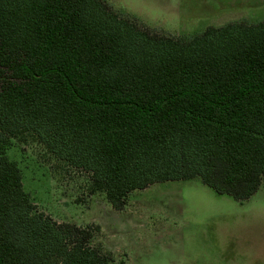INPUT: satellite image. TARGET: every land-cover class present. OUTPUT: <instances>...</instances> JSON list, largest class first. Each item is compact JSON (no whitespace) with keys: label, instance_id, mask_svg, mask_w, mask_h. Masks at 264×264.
Wrapping results in <instances>:
<instances>
[{"label":"trees","instance_id":"1","mask_svg":"<svg viewBox=\"0 0 264 264\" xmlns=\"http://www.w3.org/2000/svg\"><path fill=\"white\" fill-rule=\"evenodd\" d=\"M28 136L117 211L193 177L246 200L264 181V19L173 36L106 0H0V264H126L91 245L98 225L36 211L7 156Z\"/></svg>","mask_w":264,"mask_h":264},{"label":"rangeland","instance_id":"2","mask_svg":"<svg viewBox=\"0 0 264 264\" xmlns=\"http://www.w3.org/2000/svg\"><path fill=\"white\" fill-rule=\"evenodd\" d=\"M125 16L173 36L264 19V0H106ZM24 189L57 222L99 226L91 245L126 264H264V181L248 199L217 194L199 177L158 182L114 210L91 192L89 173L67 165L32 136L13 139Z\"/></svg>","mask_w":264,"mask_h":264}]
</instances>
